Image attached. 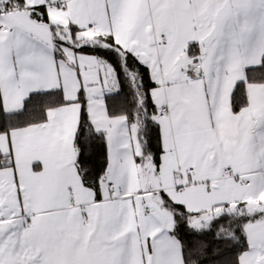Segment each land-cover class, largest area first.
Listing matches in <instances>:
<instances>
[{
  "label": "snow or ice",
  "instance_id": "obj_1",
  "mask_svg": "<svg viewBox=\"0 0 264 264\" xmlns=\"http://www.w3.org/2000/svg\"><path fill=\"white\" fill-rule=\"evenodd\" d=\"M0 264H264V0H0Z\"/></svg>",
  "mask_w": 264,
  "mask_h": 264
}]
</instances>
